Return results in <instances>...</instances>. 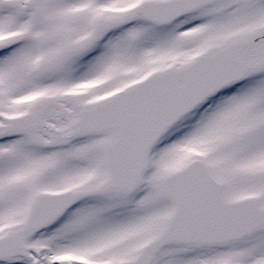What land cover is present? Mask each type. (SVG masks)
Returning <instances> with one entry per match:
<instances>
[{
	"label": "snow or ice",
	"instance_id": "snow-or-ice-1",
	"mask_svg": "<svg viewBox=\"0 0 264 264\" xmlns=\"http://www.w3.org/2000/svg\"><path fill=\"white\" fill-rule=\"evenodd\" d=\"M0 264H264V0H0Z\"/></svg>",
	"mask_w": 264,
	"mask_h": 264
}]
</instances>
